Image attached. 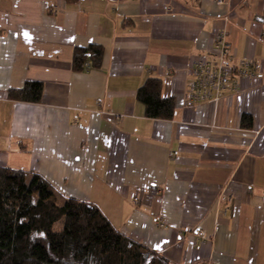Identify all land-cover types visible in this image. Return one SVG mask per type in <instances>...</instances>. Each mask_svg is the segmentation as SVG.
Masks as SVG:
<instances>
[{"label":"crops","instance_id":"obj_1","mask_svg":"<svg viewBox=\"0 0 264 264\" xmlns=\"http://www.w3.org/2000/svg\"><path fill=\"white\" fill-rule=\"evenodd\" d=\"M220 33L256 76L187 106L189 69ZM90 45L99 66L74 71ZM150 78L169 121L136 99ZM26 82L41 103L7 98ZM0 167L97 205L170 264H264V0H0Z\"/></svg>","mask_w":264,"mask_h":264},{"label":"trees","instance_id":"obj_2","mask_svg":"<svg viewBox=\"0 0 264 264\" xmlns=\"http://www.w3.org/2000/svg\"><path fill=\"white\" fill-rule=\"evenodd\" d=\"M73 6L80 0H64ZM102 49L75 48L72 69L97 68ZM88 66V67H87ZM162 84L150 78L138 89L137 101L145 117L169 121L174 100L161 95ZM10 101L39 104L42 84L26 82L9 90ZM240 126L250 129L249 116ZM0 264H170L151 250L116 230L101 209L58 193L36 173L0 167Z\"/></svg>","mask_w":264,"mask_h":264},{"label":"built area","instance_id":"obj_3","mask_svg":"<svg viewBox=\"0 0 264 264\" xmlns=\"http://www.w3.org/2000/svg\"><path fill=\"white\" fill-rule=\"evenodd\" d=\"M215 2L224 6L227 0ZM213 48V55L199 58L189 69L185 99L187 106L215 104L226 96L235 95L240 80L256 76L253 62L237 60L233 56L225 33L216 36ZM157 225L165 228L160 222Z\"/></svg>","mask_w":264,"mask_h":264}]
</instances>
